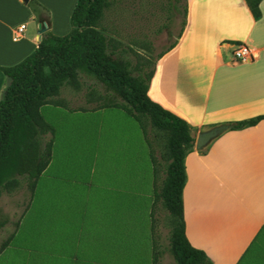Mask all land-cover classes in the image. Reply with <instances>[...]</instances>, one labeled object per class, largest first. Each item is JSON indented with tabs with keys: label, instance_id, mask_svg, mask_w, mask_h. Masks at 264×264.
Masks as SVG:
<instances>
[{
	"label": "rangeland",
	"instance_id": "obj_1",
	"mask_svg": "<svg viewBox=\"0 0 264 264\" xmlns=\"http://www.w3.org/2000/svg\"><path fill=\"white\" fill-rule=\"evenodd\" d=\"M184 16L185 0H116L100 26L116 56L149 71L175 42ZM109 96L92 78L80 76L77 88H61L41 109L55 130L52 159L27 209L24 182L0 193V246L12 236L0 251V264H151L153 246L161 251L159 264H173L167 251L170 219L161 206L151 209L144 139L139 137L137 153L127 151L132 121L119 112L96 114L107 110L102 105ZM146 131L161 162L163 139L148 125ZM162 177L159 168L157 185ZM136 178L138 194L131 193Z\"/></svg>",
	"mask_w": 264,
	"mask_h": 264
},
{
	"label": "crops",
	"instance_id": "obj_2",
	"mask_svg": "<svg viewBox=\"0 0 264 264\" xmlns=\"http://www.w3.org/2000/svg\"><path fill=\"white\" fill-rule=\"evenodd\" d=\"M34 1L47 19L37 21L23 0H0V67L17 64L37 48L40 23L54 36L69 32L76 0ZM258 9L254 20L244 0H185L184 24L172 47L155 59L147 87L151 101L193 129L183 159L184 234L211 264H264V121L195 146L200 134L218 124L264 116V0ZM20 24L24 33L12 41ZM236 45L248 46L256 59L234 62ZM7 84L0 72V99ZM106 109L96 114L119 112L132 121L131 136L122 142L137 153V124L119 109ZM114 150L119 152L117 144Z\"/></svg>",
	"mask_w": 264,
	"mask_h": 264
},
{
	"label": "trees",
	"instance_id": "obj_3",
	"mask_svg": "<svg viewBox=\"0 0 264 264\" xmlns=\"http://www.w3.org/2000/svg\"><path fill=\"white\" fill-rule=\"evenodd\" d=\"M114 1L76 0L66 35L43 32L32 53L15 65L0 67L8 81L0 99V193L9 192L24 182L27 209L36 183L51 160L55 134L53 127L42 118L40 107L57 96L61 88H77L80 76L92 78L110 95L102 107L123 111L137 124L146 143L152 178L151 209L153 212L156 205L161 206L170 219L167 251L173 264H211L202 250L188 243L184 234L183 159L192 148L193 129L147 96L153 65L149 71H143V65L131 67L126 59L116 56L114 45L100 26L103 12ZM244 1L252 18L257 20L261 0ZM23 2L37 21L47 19V11L36 1ZM260 121H264V116L218 124L213 130L220 134L251 127ZM146 125L155 138L163 139V151L158 154L162 163L156 161L152 145L147 141ZM159 168L163 177L157 185ZM11 237L1 244L0 251ZM160 255L161 251H155L153 246L151 264H159Z\"/></svg>",
	"mask_w": 264,
	"mask_h": 264
},
{
	"label": "built area",
	"instance_id": "obj_4",
	"mask_svg": "<svg viewBox=\"0 0 264 264\" xmlns=\"http://www.w3.org/2000/svg\"><path fill=\"white\" fill-rule=\"evenodd\" d=\"M25 26L20 24L16 26L12 33V41L19 39L24 33ZM232 59L237 63L252 62L256 59V54L246 45H236L231 51Z\"/></svg>",
	"mask_w": 264,
	"mask_h": 264
},
{
	"label": "water",
	"instance_id": "obj_5",
	"mask_svg": "<svg viewBox=\"0 0 264 264\" xmlns=\"http://www.w3.org/2000/svg\"><path fill=\"white\" fill-rule=\"evenodd\" d=\"M39 34H42L43 32H45V24L44 23H40L39 24ZM218 134L217 130H211L208 132H203L202 134H200L196 140H195V146L198 148L202 145H204L208 140L214 138L216 135Z\"/></svg>",
	"mask_w": 264,
	"mask_h": 264
}]
</instances>
